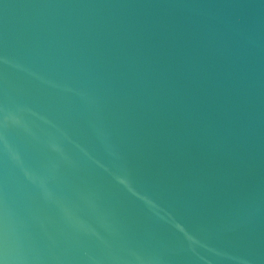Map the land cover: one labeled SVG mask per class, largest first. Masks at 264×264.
<instances>
[{
    "label": "water",
    "instance_id": "95a60500",
    "mask_svg": "<svg viewBox=\"0 0 264 264\" xmlns=\"http://www.w3.org/2000/svg\"><path fill=\"white\" fill-rule=\"evenodd\" d=\"M0 264H264V0H0Z\"/></svg>",
    "mask_w": 264,
    "mask_h": 264
}]
</instances>
